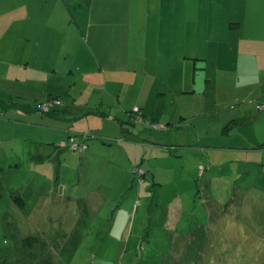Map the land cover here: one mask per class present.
Segmentation results:
<instances>
[{
    "label": "rangeland",
    "instance_id": "obj_1",
    "mask_svg": "<svg viewBox=\"0 0 264 264\" xmlns=\"http://www.w3.org/2000/svg\"><path fill=\"white\" fill-rule=\"evenodd\" d=\"M135 1L137 9L132 0H78L54 10L70 11L66 25L41 24V46L0 45V56L7 51L21 63L32 53L51 70L24 91L40 97L22 94L21 104L36 105L52 89L60 102L52 110L88 101L87 110L112 114L109 123L72 134L68 154L55 151L60 144L38 139V131L27 134L30 141L0 147V157L20 163L0 169V264H264V67L255 54L238 49V41L225 43L244 34L246 41L252 38L254 26L234 25L246 11L248 23L261 18L264 26V0ZM17 3L26 11L46 0ZM148 4L153 12L145 21ZM9 6L0 4V11ZM171 10L200 14L190 25L194 42L183 48L157 44L162 30L154 13ZM76 11L84 23L88 11L140 14L132 26L121 24L122 31L112 29V17L100 18L89 42L77 49V32L67 25L79 18ZM205 11L214 12L215 25ZM182 24L186 36L188 25ZM215 36L222 43L208 47L206 40ZM57 73L64 84L54 79ZM11 83L0 81V100L17 99ZM101 101L105 106L93 105ZM135 104L144 120L134 123L129 115ZM73 137L102 147L92 155L91 149L76 151ZM37 183L58 190L45 194L40 209ZM19 190H27L24 208L12 201Z\"/></svg>",
    "mask_w": 264,
    "mask_h": 264
},
{
    "label": "crops",
    "instance_id": "obj_2",
    "mask_svg": "<svg viewBox=\"0 0 264 264\" xmlns=\"http://www.w3.org/2000/svg\"><path fill=\"white\" fill-rule=\"evenodd\" d=\"M18 0H0V4L5 5V7L9 6L10 11H0V45L5 48H16V49H23L24 47H27V49H33L34 46H41V40L39 39L41 33L40 31L42 29H39L41 24H44L42 26L50 25V27H53L58 22L61 24L66 25V21L64 17L68 16L70 11H54L56 8L63 7L65 9H70V7H75L78 5V0H46L45 4L38 3L34 6V9L32 7H26V11L23 10L22 7H19ZM143 2L147 0H141ZM160 6L161 3L164 4L166 2L171 1H164L159 0ZM132 3L137 9L138 4L135 0H132ZM177 5V3H175ZM42 6V8H41ZM14 7V8H11ZM43 7L45 8L43 11ZM90 7H92L90 5ZM152 5H147V11L145 15V21H148V17L151 15L153 11H151ZM178 6H176V9ZM95 16L91 14V11L87 12V19L86 22L82 21V13L81 11H76V13L79 14V18L76 16H73V19L71 18L70 22H67V25L69 28H73L77 35L75 36L74 40V48H81L85 47L86 43L89 42L87 35L91 32L94 25L97 23V21L102 18L103 21L107 17H112L110 19L111 27H117L118 31H122L124 28L121 26V24L126 26H132L131 22L134 21L137 17V14L140 11H94ZM196 11H157L154 13V21L159 20L160 21V30H162V33L159 34V37L161 41L158 44L159 47H169L171 49L177 48V46H180L183 48L185 46V43H193L194 40L192 38V32L193 29L191 25L192 22H197L199 20V15L195 13ZM201 13L200 11H198ZM58 13V16H57ZM66 13V16L64 14ZM217 15L222 13V11H215ZM140 14V13H139ZM36 15H43V20H34L33 17ZM202 15L208 17V23L215 25L214 20V12L213 11H205V13H202ZM262 15V14H261ZM248 11H246V18H245V12L244 17L240 16L238 18L239 20L235 21L234 25L241 29L242 26L247 27H255V31L253 33L252 38H248L246 41L245 34L242 35L239 40H228L225 43L230 44L232 47L236 45L237 41L239 44L236 46L238 49H244L247 52H250L252 54L256 55V59L259 62V65L261 67H264V26H263V20L261 18L255 19V24L253 25L250 21L248 23ZM63 18L62 20H60ZM107 20V19H106ZM110 22L109 20H107ZM161 22H165V28L162 27ZM183 22H185L188 25V34L183 35L182 28H183ZM38 24L37 26L34 25ZM103 23V22H102ZM46 24V25H45ZM85 25V26H84ZM149 26V25H148ZM38 27V28H37ZM229 29H231V26H229ZM96 30V29H95ZM87 32V34L84 33ZM57 31H55L56 33ZM97 32V31H96ZM262 34L260 36H257L259 33ZM255 35V36H254ZM91 36V33H90ZM197 36V35H195ZM243 41H246L245 44H243ZM49 41L44 42V45H47ZM216 42L222 43V41H218L216 36L211 37L206 40V43L208 44V47L214 48L216 45ZM124 43V42H123ZM122 44L120 46V49H122ZM253 49V50H252ZM6 55V56H4ZM4 55L0 56V81L6 80L12 82V91L17 96H15L17 99L12 100V98H9L6 100H0V147L3 144L10 145L11 142H14L18 139H25V140H31L32 137L27 136L28 133L32 134V132L38 131L39 137L38 139L46 140L47 143H54L60 144V147L56 148V152H65L68 146H65L67 144L68 138L71 134L75 133H81V132H87L89 129H94L95 127H100L103 122L109 123V119L111 118L112 121V114H105L99 112L96 113V111H90L87 110L89 108L88 101L82 102V101H76L75 103L65 102L62 105H59L55 108H53L52 112L50 113H43L40 114L39 105L37 103H41L46 101L45 99L53 97L54 90L47 89L44 91L45 98L39 99V102H35V104L26 103L21 104V98L22 94L25 96H29L30 98L34 97H40L36 96L37 93L34 91L33 93H27L24 92L31 86V84L42 82L47 79L46 75L50 73V71L43 69L42 66H40V59L38 57L32 56V53L30 54V57H27L25 60H22L21 63L17 62L16 60H10L8 57V52L5 51ZM214 55V54H213ZM47 59V58H46ZM27 61V66H23V63ZM12 62V63H9ZM175 63V62H174ZM11 64V67L9 68L8 65ZM47 71L48 73L44 72ZM62 78L59 79V81H62L64 84V75L61 73L54 78ZM33 89V88H32ZM57 93V92H56ZM58 93H63L61 90L58 91ZM33 95V96H32ZM39 95V94H38ZM47 96V97H46ZM21 97V98H20ZM20 101H19V99ZM67 98V95L65 96ZM37 99V98H35ZM93 105L98 106H105L104 102L101 101L99 103L94 102ZM134 106H138L135 104ZM92 107V106H90ZM111 106H108V108ZM141 110H143L142 107H140ZM87 110V112H86ZM92 110V109H91ZM144 112V111H143ZM130 114V112H128ZM127 114V113H125ZM128 114V115H129ZM109 116L108 118H106ZM131 117V115H129ZM86 118V119H85ZM117 119V118H115ZM120 120V118H118ZM63 121V122H62ZM86 121V122H85ZM112 123V122H111ZM123 122L121 121V124ZM76 129H85V130H76ZM25 130V134H21V132ZM46 132V135H44ZM37 133V134H38ZM38 136V135H36ZM88 148L87 151L91 149L90 154H95L96 150H99L102 147V144H99V147L93 146L94 143H90L87 140ZM132 149H134V144L136 143L134 141H131ZM54 144V145H55ZM62 144V146H61ZM262 150H264V146L261 147ZM41 154H37V157L41 160L44 158L45 150H40ZM53 151L55 154L56 152ZM86 151V152H87ZM2 152V151H1ZM84 152V153H86ZM52 154V153H50ZM89 152L87 153V155ZM90 155V156H91ZM262 161L264 162V151L262 155ZM9 164L10 167H20V163L13 164V160L6 161V159H3L2 156L0 157V169H4L7 164ZM42 176V175H39ZM35 180V179H34ZM39 185H33L35 188V193L39 194V196L36 199L35 207H38V209L42 208L44 206V203L46 202V193H49V196H54V194L58 191L57 189L50 188L49 190H45V187L43 185H40L42 183H37ZM30 188V187H29ZM50 191V192H49ZM27 190H19L16 194V196H21L27 200L26 195ZM63 197V195H60ZM13 201V199H12ZM17 205L18 203L14 201ZM27 203V202H25ZM43 203V204H42ZM40 213V212H38ZM37 213V214H38ZM33 212H29V216H31Z\"/></svg>",
    "mask_w": 264,
    "mask_h": 264
},
{
    "label": "trees",
    "instance_id": "obj_3",
    "mask_svg": "<svg viewBox=\"0 0 264 264\" xmlns=\"http://www.w3.org/2000/svg\"><path fill=\"white\" fill-rule=\"evenodd\" d=\"M50 99H55V100H58V98H56V97H51ZM59 101V100H58ZM46 102H49L48 100H46V101H44V102H41L40 103V105H39V109H40V107L44 104V103H46ZM135 107H137V106H135ZM41 110V109H40ZM142 110H141V108H139V110L138 111H133V110H131L130 112L132 113L131 114V117H132V121L135 123V122H138L139 120L140 121H143L144 120V118H143V115H144V113L142 112V113H140ZM50 112H52V109L50 108V111L49 112H45V113H50ZM96 113H99V111H96ZM122 125H123V123H122ZM76 134H73V136H75ZM72 136V134L69 136V137H71ZM84 144H86L87 145V148H88V143H87V141L86 142H84ZM264 146V145H263ZM87 148H86V150H87ZM85 150V151H86ZM85 151H83V152H85ZM13 200L14 201H16L17 203H18V205L21 207V208H24L25 207V205H26V201H25V199L23 198V197H21V196H13Z\"/></svg>",
    "mask_w": 264,
    "mask_h": 264
},
{
    "label": "built area",
    "instance_id": "obj_4",
    "mask_svg": "<svg viewBox=\"0 0 264 264\" xmlns=\"http://www.w3.org/2000/svg\"><path fill=\"white\" fill-rule=\"evenodd\" d=\"M58 103H60L58 100H51V101H49V102H46V103H44L41 107H40V109L42 110V111H44V112H49L50 111V108H51V106H52V104H58ZM262 108V107H261ZM134 110L135 111H138L139 110V107H135L134 108ZM72 147H73V149L74 150H76V151H81V152H83V151H85L86 150V148H87V145L86 144H84V143H81V142H77V140H76V138H72ZM143 171H141L140 173H142ZM144 173V172H143Z\"/></svg>",
    "mask_w": 264,
    "mask_h": 264
}]
</instances>
